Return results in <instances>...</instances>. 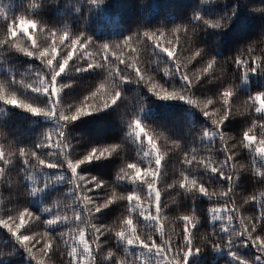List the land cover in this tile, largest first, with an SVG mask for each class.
Masks as SVG:
<instances>
[{
  "label": "snow or ice",
  "instance_id": "6c2138e0",
  "mask_svg": "<svg viewBox=\"0 0 264 264\" xmlns=\"http://www.w3.org/2000/svg\"><path fill=\"white\" fill-rule=\"evenodd\" d=\"M102 2L89 0L90 4ZM253 11H264V5L254 7ZM0 16L5 17L3 9H0ZM230 18V14H226L223 20L210 19L199 12L192 16L200 26L212 29L227 27ZM4 25L0 44L7 42L22 53L35 56L47 69V75L37 74L35 85H26L46 96V103L30 102L0 84V101L5 104L34 115L71 122L116 103L120 97L117 83L131 79L142 83L158 98L186 101L209 122L196 134L197 145L204 142V154H200L201 146L185 148L180 141L165 136L162 131L142 122L138 115H133L127 121L126 136L139 142L140 148L135 158L122 157L113 181L90 175L81 169V165L121 152L122 144L93 146L79 157L70 155L63 124L44 132L31 146L14 145V151H6L0 145V183L4 182L9 165L18 157L21 166L17 177L30 182L22 190L23 195H35L53 182H63L65 172L68 173L66 190L42 209L48 214L47 219L19 204L9 208L10 214L0 215V226L11 233L35 264H49L57 253L60 264H188L189 257L200 252L206 244L227 249L233 264H264V199L258 201L252 195L245 200L259 209L253 217L240 215L241 209L234 199L239 181L237 161L245 150L250 157L252 175L264 181V91L245 95V112L233 104V100L240 96L237 91L240 82L248 79L247 74L257 70L264 73V47L259 51L256 48L257 43H264V31L260 41L252 40L234 55L221 59L196 44L194 33L197 27L193 24H177L170 29H138L119 40L104 42H97L83 32L73 34L67 29L46 28L28 15L7 17ZM35 31L46 32L51 42L39 43L33 34ZM166 35L174 39L165 43L163 38ZM18 38L22 44L17 42ZM138 45H143V49ZM142 51H150L154 57H167L161 70L165 77H178L180 86L166 85L164 80L155 76L151 65L145 66L136 58ZM100 53L103 55L97 58ZM228 63L234 69L231 75L215 76L217 67L226 69ZM66 69H101L106 75L79 100L62 104L60 93L67 85L59 83L57 78ZM202 79L217 82L211 95L201 97L193 92ZM250 109L259 117L248 124L245 113L251 116ZM237 116L245 117L244 126L230 135L225 121ZM175 152L179 153L178 167L165 190L175 191L177 195L191 194L193 200L198 197L207 199L206 215L219 224L210 233L197 235L199 216L194 206L189 213L175 218L174 223H182V230H168L172 235L166 233L164 221L168 218L164 211L168 204L159 185L167 175L162 171V162ZM218 153L223 155L222 159ZM239 168L246 169V165L240 163ZM48 169L59 171L50 176ZM38 170H44V175L37 182L34 173ZM23 179L17 178V186L23 183ZM121 181L131 185L126 193L116 187ZM213 184L216 187L210 188ZM261 196L264 197V193ZM118 204L124 211L115 220L110 224L96 222L101 218L102 210ZM37 222H42L43 231H32L33 223ZM221 232L222 236L219 235ZM110 244L112 247H108ZM237 244L254 249L253 257L246 258L234 250ZM105 247H108L106 254L103 253ZM118 249L122 250L123 256Z\"/></svg>",
  "mask_w": 264,
  "mask_h": 264
},
{
  "label": "trees",
  "instance_id": "16d2710c",
  "mask_svg": "<svg viewBox=\"0 0 264 264\" xmlns=\"http://www.w3.org/2000/svg\"><path fill=\"white\" fill-rule=\"evenodd\" d=\"M261 5H264V0H103L102 3L96 4H90L89 0H0V9H3L5 13V17L0 16V38H3L6 18L16 15L31 16L46 28L67 29L73 34L83 32L97 42L119 40L138 29H170L177 24H193L197 27L194 33L196 44L222 59L234 55L252 40H261V32L264 31V11H253L254 7ZM196 12L210 19L223 20L226 14H230L231 18L227 27L212 29L200 26L199 21L192 20ZM33 34L42 45L45 42H51L46 32L35 31ZM168 39L174 38L171 35L163 38L165 43ZM17 42L22 44L19 38ZM138 47L143 49L144 46L138 45ZM261 47H264V43L256 44L257 51ZM102 55L103 53H100L97 58ZM126 58L132 59L128 56ZM136 58L141 60L145 66L151 65L152 73L164 80L166 85L180 86L181 82L178 77L171 75L165 77L161 70L164 68L167 57H154L150 51H142ZM233 70V66L228 63L226 69L218 66L214 74L218 78H223L222 74L230 76ZM38 73L47 75V69L41 60L18 51L7 42L0 44V84H3L7 90L16 92L21 98L43 105L47 97L26 87L29 84L35 85ZM105 75L106 73L101 69L84 71L66 69L57 78L59 83L67 85L60 93L62 104H72L79 100L103 80ZM247 76L248 79L240 82L237 90L240 94L239 98L233 100L234 106L241 112H245L247 108L244 103L245 95L254 91H264V73L257 70L255 73H248ZM113 82H116L115 77H113ZM117 87L120 97L116 103L71 122L57 121L55 117L45 115H34L17 106L0 101V145H3L6 151H14V145L31 146L41 138L44 132L63 124L70 155L75 154L79 157L93 146L122 144L121 152L114 153L106 159L93 160L81 165V169L88 174L106 181H113L121 165L122 157L124 159L135 158L136 151L140 148L130 136H126L128 119L133 115H138L142 122L162 131L165 136L180 141L185 148L201 146L200 154H204L202 146L204 142L201 141L200 145H197L196 134L202 127L208 126L209 122L197 108L184 100L158 98L136 80H124L117 83ZM216 87V81L202 79L194 87L193 92L203 97L211 95ZM249 111L251 116L245 113L248 124L253 118L259 117L254 110ZM245 117L237 116L225 121L228 125L226 130L230 132V135L244 126ZM228 142L232 143V141ZM217 155L223 158L222 154ZM178 156V152L170 153L162 162V171L167 172L159 185L164 193L163 199L168 204V208L164 211V215L168 218L164 221L166 233L172 235L168 230H182V223H174L175 218L189 213L193 206L199 216L197 235L210 233L216 226L219 227V224L211 221L206 215L209 207L207 199L198 197L193 200L191 194L177 195L175 191L165 190L166 183L171 182L176 174ZM240 163L245 164L246 169H240ZM20 166L21 162L17 157L6 170L4 182L0 183V215L10 214L9 208L14 204H19L28 207L42 219H47L48 214L42 209L45 204L66 190L68 173L65 172L63 182H53L44 191L26 196L22 194V190L27 188L30 182L17 177ZM237 170L239 181L235 188L234 199L241 209L240 215L253 217L258 214L259 209L251 202L245 203V200L252 195H255L258 201L264 199L261 196V193H264V181L252 175L250 157L246 150L237 161ZM58 171V169H48L47 173L52 176ZM34 175L38 182L39 178L44 175V170H38ZM17 178L23 179V183L19 186L16 183ZM116 187L125 193L131 189V185L123 181L117 182ZM215 187V184L210 185V188ZM123 211L121 204L113 205L102 210L101 218L96 222L110 224ZM43 230L42 222L33 223L32 231L41 232ZM47 230L53 231L54 229ZM219 235L222 236L223 233ZM175 238L173 235V239ZM156 239L159 240V237L157 236ZM108 247L103 249L104 254L107 253ZM234 250L249 259L254 255V249L250 246L244 248L237 244L234 245ZM117 251L123 256L122 250ZM0 253H2L0 264H35L11 233L2 226H0ZM65 259H67L66 256ZM60 260V255L57 253L49 264H60ZM188 264H233V261L227 249L213 248L206 244L200 252L189 257Z\"/></svg>",
  "mask_w": 264,
  "mask_h": 264
},
{
  "label": "rangeland",
  "instance_id": "374dc122",
  "mask_svg": "<svg viewBox=\"0 0 264 264\" xmlns=\"http://www.w3.org/2000/svg\"><path fill=\"white\" fill-rule=\"evenodd\" d=\"M139 145V142H136ZM140 146V145H139Z\"/></svg>",
  "mask_w": 264,
  "mask_h": 264
}]
</instances>
